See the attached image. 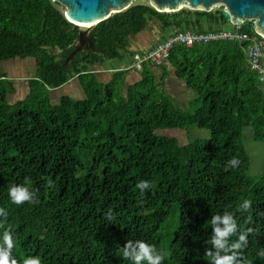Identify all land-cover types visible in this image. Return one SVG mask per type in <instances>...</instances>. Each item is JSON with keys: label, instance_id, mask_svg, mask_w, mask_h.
<instances>
[{"label": "trees", "instance_id": "16d2710c", "mask_svg": "<svg viewBox=\"0 0 264 264\" xmlns=\"http://www.w3.org/2000/svg\"><path fill=\"white\" fill-rule=\"evenodd\" d=\"M222 10L160 13L136 3L98 24L91 32L94 49L84 47L66 62L81 29L61 4L0 0V63L33 58L36 67L23 101H9L17 84L0 73V244L13 227L12 255L20 264L36 256L41 264H134L120 251L129 240L156 245L157 253L163 248L162 264H215L206 250L215 255L223 249L209 243L210 220L226 212L238 230L254 229L243 250L248 264H264L257 256L264 251V173L248 175L242 143L247 126L253 140L264 141V87L247 62V43H177L166 61L131 66L136 52L143 56L156 42L130 50L129 64L112 68L110 81L98 75L106 60L123 59L130 40L150 24L159 27L161 41L171 29L219 31L228 21ZM239 29L255 34L246 25ZM164 64L197 94L191 112L164 92ZM131 69L139 78L129 83ZM72 80L85 98L62 96L52 103L51 92ZM190 126L207 129L210 138L183 144L164 133ZM233 157L236 167L229 165ZM141 180L152 185L143 194L136 187ZM13 184L29 185L35 202L13 204ZM244 199L252 206L238 211Z\"/></svg>", "mask_w": 264, "mask_h": 264}, {"label": "rangeland", "instance_id": "374dc122", "mask_svg": "<svg viewBox=\"0 0 264 264\" xmlns=\"http://www.w3.org/2000/svg\"><path fill=\"white\" fill-rule=\"evenodd\" d=\"M136 3H148V0H136L134 1L133 5ZM218 6L220 5L216 4L213 8ZM80 29L84 30L86 28L80 26ZM222 29L235 31L237 26L231 21H227L222 24ZM152 31H154L153 23L150 24L143 32L130 40L129 51L127 50L123 52V59L114 58L105 61L103 66L107 68L106 72H104V75H102V73H98L99 78L103 83H106L108 80L110 81L112 78L111 73L114 72L112 68L119 69L120 67H126L127 64H129V60L131 59V51H143V49H145L149 44L157 41L155 40L156 35H154V32ZM134 65H136V62ZM161 68L163 71H166L168 75L166 78L168 80V87L166 89L167 91L164 90V92L169 94L173 100L177 102L179 106L186 112H191L192 108L190 106V102L197 98V94L190 90L183 81L178 80L174 76V69L170 64H164ZM35 69V59L33 58L13 59L0 63V73H3V75L11 80H14L17 84V92L9 97L10 102L23 101L25 99L29 92L28 86L26 90V83H28L27 78L30 79L34 77ZM155 71L159 77L161 70L158 69ZM138 76L139 75L137 73V75L130 77L128 82L132 83L136 81L139 78ZM170 81L174 84H169ZM62 96H69L74 99L85 98L84 91L78 80H72L66 85H63L60 88L52 91L50 97L51 102H59ZM164 133H169L170 136L179 138L183 144L191 143L196 139L210 138V132L207 129H200L196 126L187 127L184 130L179 128L167 129L164 131ZM252 135L253 131L251 126L245 127L243 131L242 143L249 159L248 175L252 178H258L264 173V141L253 140Z\"/></svg>", "mask_w": 264, "mask_h": 264}, {"label": "clouds", "instance_id": "9594fccd", "mask_svg": "<svg viewBox=\"0 0 264 264\" xmlns=\"http://www.w3.org/2000/svg\"><path fill=\"white\" fill-rule=\"evenodd\" d=\"M239 164V159L233 157L229 161L231 167H236ZM48 187H52V181H48ZM140 189L141 194L145 188L152 187L149 181L141 180L136 185ZM8 195L11 202L15 205H22L25 202L33 203L32 191L30 186L26 184H13L8 189ZM252 206L250 199H244L239 205L238 211L249 210ZM4 209L0 207V213H3ZM109 221L114 217L109 212L107 214ZM218 222L223 224V228L218 226ZM248 222H252V217L248 216ZM210 224L213 226L214 234L212 235L209 243L213 244L218 250L223 249V254L217 252L215 255L206 250L205 257L207 259H214L215 264H248L246 258L243 255V250L247 247L248 236L253 234L254 229L248 227L241 229L236 219L233 218L232 213H225L223 216L215 214L211 217ZM0 227H3L0 223ZM230 236H236L235 241L229 243L228 238ZM15 247L13 227L9 226L3 233V243L0 244V264H20V262L12 255V250ZM123 259H131L134 264H162L166 258V252L161 248L157 253L156 245L150 244L145 240H137L135 245L131 240L127 241L124 247L120 250ZM229 252L231 254H229ZM257 256L264 258V251L257 252ZM23 264H41L40 257H29L23 259Z\"/></svg>", "mask_w": 264, "mask_h": 264}, {"label": "water", "instance_id": "95a60500", "mask_svg": "<svg viewBox=\"0 0 264 264\" xmlns=\"http://www.w3.org/2000/svg\"><path fill=\"white\" fill-rule=\"evenodd\" d=\"M61 4L65 17L70 23L86 25L76 40V49L70 53L66 62L84 47L94 49L91 32L101 22L113 14L130 8L136 0H53ZM148 4L160 13H173L187 8L195 11H209L214 5H222V14L235 25H246L264 37V0H148Z\"/></svg>", "mask_w": 264, "mask_h": 264}, {"label": "built area", "instance_id": "2783aa9c", "mask_svg": "<svg viewBox=\"0 0 264 264\" xmlns=\"http://www.w3.org/2000/svg\"><path fill=\"white\" fill-rule=\"evenodd\" d=\"M235 31L219 30L198 33L191 30L171 29L166 39L158 42L153 48L146 51L143 56L137 52L134 54V61L131 66L139 69L143 61H149L153 65L166 61L170 56L171 48L177 43L193 45L194 43H209L217 40H237L247 43L246 58L251 69L258 72L259 82L264 87V37L255 32L250 34L240 31L236 25ZM136 62V65H134Z\"/></svg>", "mask_w": 264, "mask_h": 264}, {"label": "crops", "instance_id": "0c3cea01", "mask_svg": "<svg viewBox=\"0 0 264 264\" xmlns=\"http://www.w3.org/2000/svg\"><path fill=\"white\" fill-rule=\"evenodd\" d=\"M153 25H154V31H152V32H154V35H156V37H158V38L155 37V40H157V41L151 43V45L149 44L150 46H152L156 42L161 41V38H162V36H161L162 35V32H160L159 27L155 23H153ZM149 45L146 48L150 47ZM106 70H107V68H106ZM106 70L103 69V70H99L98 72L99 73H102L103 72L102 75H104V72H106ZM129 75H131V77L134 76L135 75V70L131 69L130 72H129ZM107 78H108V75H107Z\"/></svg>", "mask_w": 264, "mask_h": 264}, {"label": "bare ground", "instance_id": "6f19581e", "mask_svg": "<svg viewBox=\"0 0 264 264\" xmlns=\"http://www.w3.org/2000/svg\"><path fill=\"white\" fill-rule=\"evenodd\" d=\"M80 26H83V27H89V26H86V25H80Z\"/></svg>", "mask_w": 264, "mask_h": 264}]
</instances>
